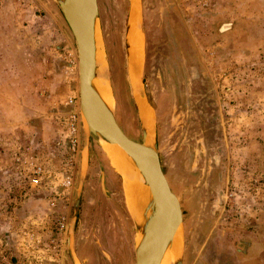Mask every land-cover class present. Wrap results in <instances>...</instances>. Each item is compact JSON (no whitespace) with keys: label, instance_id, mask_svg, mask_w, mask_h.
Listing matches in <instances>:
<instances>
[{"label":"rangeland","instance_id":"obj_1","mask_svg":"<svg viewBox=\"0 0 264 264\" xmlns=\"http://www.w3.org/2000/svg\"><path fill=\"white\" fill-rule=\"evenodd\" d=\"M132 2L98 0L99 76L119 125L142 142L126 46ZM138 2L144 92L183 216L178 259L164 262L264 264V0ZM79 83L57 0H0V264L136 263L128 168L98 136L85 148L80 107L67 104L80 103ZM74 111L79 153L66 123Z\"/></svg>","mask_w":264,"mask_h":264},{"label":"water","instance_id":"obj_2","mask_svg":"<svg viewBox=\"0 0 264 264\" xmlns=\"http://www.w3.org/2000/svg\"><path fill=\"white\" fill-rule=\"evenodd\" d=\"M57 2L72 32L78 51L80 111L85 121V148H88L92 135H100L107 144L120 146L133 159L131 163L135 172L144 178V184L149 186L152 194V199L148 201L142 216L140 217L138 213L133 214L141 234L136 248L135 264H163L183 221V216L180 201L172 191L162 168L156 132L153 129L154 123L151 128L152 144L147 146L144 142L149 135L147 115L150 107L144 92L143 65L142 62L140 64L137 62L132 36L134 23L139 26L140 3L138 0H133L131 4L126 46L129 77L143 122L142 142L132 139L125 133L110 104L103 100L93 86L99 68L97 63L98 0H57ZM231 27L232 24H224L221 31ZM127 159L125 160L128 162L129 158ZM79 189H82V183ZM175 264H183L182 258Z\"/></svg>","mask_w":264,"mask_h":264},{"label":"bare ground","instance_id":"obj_3","mask_svg":"<svg viewBox=\"0 0 264 264\" xmlns=\"http://www.w3.org/2000/svg\"><path fill=\"white\" fill-rule=\"evenodd\" d=\"M135 10H137L135 8ZM226 26H224L225 28ZM223 28V30H224ZM132 36H133V41H134V52H135V55H136V59H137V62L140 64L143 60V39H142V35L140 33H137L136 31L134 32L133 28H132ZM97 63H98V72H97V78L96 80L94 81V88L96 90V92L103 98V100L109 104L108 100H106L105 96H107L105 94V88L103 86H101V74L99 76V70H100V64H99V54H97ZM100 83V84H99ZM108 98V96H107ZM108 101V102H107ZM111 104V103H110ZM141 105V104H140ZM142 107V106H141ZM148 113L150 114V117L152 119V125H153V118H152V113H151V110H148ZM147 118H148V136L146 137V140H144L145 144L147 146H150L153 142V137L151 136V130H150V125L151 123H149V115H147ZM152 127V126H151ZM102 139L103 143H107L100 135L98 136ZM109 150H111V154L118 160V162L120 164H122L123 166L122 167H126L128 169H126L125 171V168H124V171L123 174L129 178L131 181H132V178L133 180L135 179V183H132L130 180H127V183H128V194H127V199H128V205L130 207V209L132 210V214H136L138 213L139 216L141 217L142 216V213L143 211L145 210V208L147 207V204H148V201H149V198L152 197V194H151V191H150V188L148 185H145L144 184V178L140 177V175L138 173H136L135 169L133 168V164L131 163L133 160L131 157H129L127 155V153L118 145H110L109 144ZM117 151V155H115V152ZM119 155V157H117ZM129 158V161L127 162L125 159ZM115 160V159H114ZM128 160V159H127ZM119 165V164H118ZM121 166V165H120ZM118 170H119V167H117ZM139 181H141L147 188L144 189L142 185H139ZM139 182V183H138ZM151 196V197H150ZM152 199V198H151ZM180 240V237H179V230L177 231V234L175 236V239L173 241V244L172 246L169 248L166 256H165V259L168 257V261L169 263L174 260L175 258L178 259L177 257L179 256V252H180V247H179V241ZM164 259V261H165ZM175 259V261H176ZM174 261V262H175ZM165 263V262H164ZM168 262H166L165 264H167Z\"/></svg>","mask_w":264,"mask_h":264},{"label":"built area","instance_id":"obj_4","mask_svg":"<svg viewBox=\"0 0 264 264\" xmlns=\"http://www.w3.org/2000/svg\"><path fill=\"white\" fill-rule=\"evenodd\" d=\"M68 106L71 107H80V103L76 98H72L68 101ZM66 123L69 126V132H70V144H71V151L73 153H79L80 152V145H81V138H80V119L78 116V112L74 111L70 114V116L66 119ZM44 172L42 170H36L33 172L34 175V181L35 184H39L41 181V176ZM72 184V177L71 176H65L64 178V185L66 187L70 186Z\"/></svg>","mask_w":264,"mask_h":264},{"label":"crops","instance_id":"obj_5","mask_svg":"<svg viewBox=\"0 0 264 264\" xmlns=\"http://www.w3.org/2000/svg\"><path fill=\"white\" fill-rule=\"evenodd\" d=\"M62 32H63L64 35H66V31H65L64 28H63V31H62ZM145 49H146V47H145ZM145 52H146V51H144V58H143V61H144V59H145Z\"/></svg>","mask_w":264,"mask_h":264}]
</instances>
